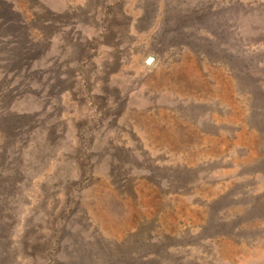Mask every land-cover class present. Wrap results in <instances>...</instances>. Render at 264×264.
I'll use <instances>...</instances> for the list:
<instances>
[{
  "label": "rangeland",
  "instance_id": "374dc122",
  "mask_svg": "<svg viewBox=\"0 0 264 264\" xmlns=\"http://www.w3.org/2000/svg\"><path fill=\"white\" fill-rule=\"evenodd\" d=\"M0 264H264V0H0Z\"/></svg>",
  "mask_w": 264,
  "mask_h": 264
},
{
  "label": "water",
  "instance_id": "95a60500",
  "mask_svg": "<svg viewBox=\"0 0 264 264\" xmlns=\"http://www.w3.org/2000/svg\"><path fill=\"white\" fill-rule=\"evenodd\" d=\"M153 60H154V58H153V56H148L146 59H145V64L146 65H151V63L153 62Z\"/></svg>",
  "mask_w": 264,
  "mask_h": 264
},
{
  "label": "trees",
  "instance_id": "16d2710c",
  "mask_svg": "<svg viewBox=\"0 0 264 264\" xmlns=\"http://www.w3.org/2000/svg\"><path fill=\"white\" fill-rule=\"evenodd\" d=\"M208 15H209V14H206L204 17L208 19V18H209ZM233 15H234V14H233ZM221 23H222V22H221ZM210 43H211V42H210ZM211 44H212V43H211Z\"/></svg>",
  "mask_w": 264,
  "mask_h": 264
}]
</instances>
